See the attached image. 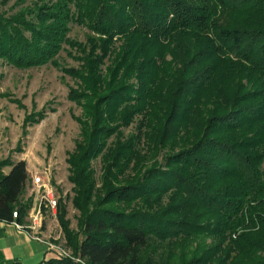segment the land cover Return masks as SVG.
Listing matches in <instances>:
<instances>
[{
	"label": "trees",
	"instance_id": "obj_1",
	"mask_svg": "<svg viewBox=\"0 0 264 264\" xmlns=\"http://www.w3.org/2000/svg\"><path fill=\"white\" fill-rule=\"evenodd\" d=\"M64 45L79 63L65 69L81 108L67 158L78 225L61 198L73 254L39 264H264V0H37L0 14V61L58 64ZM9 165L0 220L18 209L25 223L27 161Z\"/></svg>",
	"mask_w": 264,
	"mask_h": 264
},
{
	"label": "rangeland",
	"instance_id": "obj_2",
	"mask_svg": "<svg viewBox=\"0 0 264 264\" xmlns=\"http://www.w3.org/2000/svg\"><path fill=\"white\" fill-rule=\"evenodd\" d=\"M37 0H0V14L12 15ZM69 36L86 43L92 34L88 28L70 24ZM64 45L56 57V63L35 67H19L6 61H0V168L10 170V162L26 160L30 167L29 179L24 200L34 199L37 187L32 186L34 174L42 176L56 190L66 205V219L72 229H77L78 210L72 204L73 184L68 179L69 152L74 151L76 140L80 136V125L74 115L81 114V108L68 98L70 87L75 80L65 72L69 67H77L78 61ZM45 113L42 118L40 115ZM39 118L38 121L34 119ZM133 125L125 129L128 134ZM97 174L101 172V162L96 160ZM58 210V209H57ZM44 222L39 235L56 243L71 255L57 213L51 210L43 214Z\"/></svg>",
	"mask_w": 264,
	"mask_h": 264
},
{
	"label": "built area",
	"instance_id": "obj_3",
	"mask_svg": "<svg viewBox=\"0 0 264 264\" xmlns=\"http://www.w3.org/2000/svg\"><path fill=\"white\" fill-rule=\"evenodd\" d=\"M31 184L37 187V195L33 196L32 206L30 207L28 214L26 215V222H20L18 217L20 212L17 209L13 214V223L21 230L27 231V233L35 240L42 241L47 244L49 252L53 257L60 258L63 256H71L65 249L58 246L56 243L45 240L39 235V230L43 226V214L47 210H51L55 215L57 213L59 198L56 194V190L49 182H45L42 176L34 174L31 178Z\"/></svg>",
	"mask_w": 264,
	"mask_h": 264
},
{
	"label": "crops",
	"instance_id": "obj_4",
	"mask_svg": "<svg viewBox=\"0 0 264 264\" xmlns=\"http://www.w3.org/2000/svg\"><path fill=\"white\" fill-rule=\"evenodd\" d=\"M51 257L46 243L33 239L13 222L0 220V264H14L15 259L22 264H39Z\"/></svg>",
	"mask_w": 264,
	"mask_h": 264
}]
</instances>
